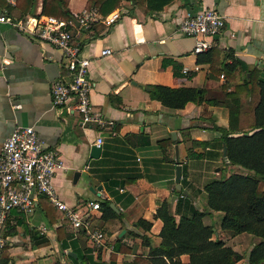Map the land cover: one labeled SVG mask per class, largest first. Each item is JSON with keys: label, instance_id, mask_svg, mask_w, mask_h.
I'll list each match as a JSON object with an SVG mask.
<instances>
[{"label": "crops", "instance_id": "obj_1", "mask_svg": "<svg viewBox=\"0 0 264 264\" xmlns=\"http://www.w3.org/2000/svg\"><path fill=\"white\" fill-rule=\"evenodd\" d=\"M15 1L6 0L12 13L18 14L19 10L13 8ZM204 7H216L224 14L225 25L207 49L210 59L198 62V53L192 51L194 39L179 30V22L187 12ZM8 8H0V13L9 14ZM68 9L70 19L64 20L73 21L68 27L90 57L92 105L114 124L100 129L82 123L80 114L67 105L54 106L51 84L71 77L61 50L8 22H0V149L16 125H33L44 144L60 154L63 166L53 178L58 196L70 206L89 210L91 227L102 231L104 240L96 246L84 229L69 223L65 233L73 234L82 247L92 248L94 257L103 264H154L150 249L160 244L163 225L155 212L163 199L169 200L172 212L175 210L177 163L182 167V189L199 209L206 205L203 186L209 179L219 178L218 170L228 168L226 176L246 173L238 165L222 162L225 145H220L221 133L215 127L229 128V110L235 105L227 93L234 85L242 83L251 69L264 76V0H173L147 16L132 8L130 0H122L107 15H101L95 6L86 8V0H69ZM84 9L96 14L87 29L78 22ZM29 15H45L42 0H36L32 12L15 19ZM105 47L112 52L100 54ZM225 64L232 66L226 67V74ZM150 84L202 88L204 99L169 109L150 96ZM256 92L253 98L242 94L243 107L234 118L231 135L254 130L252 102ZM99 135L103 137L102 150L94 158L90 148ZM167 138L173 143L161 145L160 141ZM112 180L124 181L110 187L115 194L109 188ZM106 199L115 216L103 218L101 209L87 206L89 200L100 203ZM16 212L9 213L3 229L8 264H71L60 252L56 237L60 218L52 224L39 204L30 215ZM222 215L220 210H211L203 221L214 226V236L247 254L260 237L222 229ZM216 218L220 219L217 224ZM140 219L149 221L150 227ZM34 229L49 243L32 245L29 231ZM179 259L185 263L189 254L181 253ZM235 264L249 263L243 257Z\"/></svg>", "mask_w": 264, "mask_h": 264}, {"label": "trees", "instance_id": "obj_2", "mask_svg": "<svg viewBox=\"0 0 264 264\" xmlns=\"http://www.w3.org/2000/svg\"><path fill=\"white\" fill-rule=\"evenodd\" d=\"M68 1L42 0V12L66 20L70 19ZM121 1L86 0V8L95 6L101 15H107L119 7ZM130 1L132 8L139 9L147 16L153 11L163 9L166 4L173 0ZM35 2L36 0H16L13 8L19 10L18 14L12 13V8H8L9 4L6 0H0V8L7 7L9 9V14L6 13L8 16L20 18L33 11ZM208 58L210 59L208 50L198 53V62ZM226 67L232 66L225 64L223 69L225 74ZM149 87L150 96L160 100L163 106L169 109L183 107L188 101L201 102L204 99L202 88L192 86L171 87L163 84H150ZM255 89L257 90V97L252 102L255 103L252 109L254 117L252 128L254 130L250 133L242 132L238 135H231L234 129V118L243 107L242 94L245 93V96L253 98ZM227 95L235 105L229 110V128L215 127L221 133L220 145L224 143L226 147V157L222 159V162L238 165L246 173L233 172L228 176L211 178L205 182L203 190L206 196V205L203 209L196 207L192 197L179 192H176L177 200L174 212L169 208V200H161L156 208L155 217L160 218L163 222L159 232L162 240L158 246L150 249L151 260L154 264H235L243 257H246L249 264H264V76H260L259 70L251 69L250 75L242 83L234 85V89ZM160 143L166 145L173 143V140L167 138ZM109 184L110 188L115 185H123L124 181L112 180ZM110 191L112 194L116 193L111 188ZM122 195H125L128 200L132 199L127 193H122ZM108 202L109 200L106 199L99 203L103 218L116 215ZM39 205L42 206L52 224L58 218L61 219L60 225L56 226V237L59 241L60 252L66 255L71 264H103L98 256L94 257L92 248L82 247L73 234L65 233L64 227L69 222L64 217V213L56 208L47 197L42 196ZM211 210L223 212L220 222L222 229L229 230L232 234L248 232L260 237V240L252 245L247 254L233 249L223 239L214 236L216 229L212 224L203 221V216ZM15 211L21 216L25 215L21 211ZM175 214L179 216L178 219H176ZM139 222L147 228L151 225L149 221L144 219H140ZM29 232L32 245L41 246L49 243V239L37 230L34 229ZM5 245L0 252V255L5 254V257L0 258V264H8L9 262ZM64 249H70L71 253L65 252ZM181 253L189 254L187 262L183 263L179 259ZM163 255L169 259V263Z\"/></svg>", "mask_w": 264, "mask_h": 264}, {"label": "built area", "instance_id": "obj_3", "mask_svg": "<svg viewBox=\"0 0 264 264\" xmlns=\"http://www.w3.org/2000/svg\"><path fill=\"white\" fill-rule=\"evenodd\" d=\"M95 19V12L84 9L78 22L83 29H87ZM110 21L111 19L107 20L108 23ZM0 22H8L61 50L71 77L68 80H55L51 84L50 97L54 106L67 105L68 109L80 114L84 124L96 125L100 129L113 126L114 121L106 118L92 105L90 92L94 83L89 76L90 57L83 53L75 32L68 27L73 25L72 20L65 21L50 14L15 19L0 13ZM224 25L223 13L216 7H204L183 15L179 30L193 37L192 51L200 53L214 44V38ZM111 52L109 47H105L100 54ZM95 143H103L102 135L96 138ZM62 166L58 150L48 148L33 125H16L3 141L0 149V252L6 243L3 229L10 211L15 209L30 215L42 196L47 197L64 213L73 228L84 229L94 245L98 246L103 242L104 233L91 227L89 210L70 206L58 196L53 178L57 169ZM87 206L99 209V202L89 200Z\"/></svg>", "mask_w": 264, "mask_h": 264}, {"label": "water", "instance_id": "obj_4", "mask_svg": "<svg viewBox=\"0 0 264 264\" xmlns=\"http://www.w3.org/2000/svg\"><path fill=\"white\" fill-rule=\"evenodd\" d=\"M132 82L136 83L134 80ZM139 85L144 87L143 84H139ZM171 134H172V137L175 139L176 138L175 132H172ZM101 150H102V144L93 143L91 145V148H90V156L94 157V158L99 157V155L101 153ZM175 156H176V159L178 160L177 144H175ZM223 156L226 157V147L225 146H224V149H223ZM181 173H182L181 164L177 163L176 166H175V190H176V192H180L183 195L190 196V194L185 189H182V186H181V183H180ZM76 174H77V172H76ZM67 251L71 253L70 249H68ZM63 264H66V263H63Z\"/></svg>", "mask_w": 264, "mask_h": 264}, {"label": "rangeland", "instance_id": "obj_5", "mask_svg": "<svg viewBox=\"0 0 264 264\" xmlns=\"http://www.w3.org/2000/svg\"><path fill=\"white\" fill-rule=\"evenodd\" d=\"M227 171H228V168H221L220 170H218V172H219L218 177L219 178L225 177ZM220 219H218V218L214 219V223L217 224L216 222H220Z\"/></svg>", "mask_w": 264, "mask_h": 264}]
</instances>
